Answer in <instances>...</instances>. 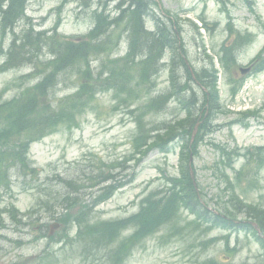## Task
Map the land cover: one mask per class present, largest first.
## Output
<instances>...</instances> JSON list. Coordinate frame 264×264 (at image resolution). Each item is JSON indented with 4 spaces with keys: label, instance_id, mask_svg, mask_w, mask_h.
Segmentation results:
<instances>
[{
    "label": "trees",
    "instance_id": "16d2710c",
    "mask_svg": "<svg viewBox=\"0 0 264 264\" xmlns=\"http://www.w3.org/2000/svg\"><path fill=\"white\" fill-rule=\"evenodd\" d=\"M11 1L16 3L12 6ZM136 1V9L143 15L128 7L121 10L117 17L108 20L101 11H94L93 29L86 36L71 39L57 34L55 28L52 29V34H48L45 31L34 32L31 27L27 31L23 30L21 36L17 37L12 29L23 14L25 0H7L6 9L0 8V33L4 35L6 31H10L13 34L7 59L0 66V73L32 65V73L41 75V80L34 86L25 87L19 95L0 104V186L8 190L11 188V171L22 178L29 177L36 184L38 174L27 157L30 143L59 125L77 126L78 117L90 109L96 96L104 91H114L115 98H119L120 103L127 108L136 103L131 113L134 114L138 133L132 141L134 153L130 159L136 155L138 162L150 149L166 152L167 145L176 137L183 141L179 176L166 178L165 188L143 198L139 211L129 218L106 222L91 220L92 210L120 188L123 185L120 182L102 187L89 204L72 196L71 190L78 193L81 189L82 179L73 181L56 178L62 184L61 188L48 190V193H53L48 197L64 205L65 212L59 216L63 231L67 232L74 226L76 234L73 240L83 246L86 257L102 259L107 264H123L132 247L162 227L178 222L181 212L187 211L195 217L188 222V225L195 227H200L210 218L211 226L228 223L224 217L210 215L203 208L200 194L195 192L190 180L187 165L190 154L196 155V148L201 141V133H198L190 144L195 124H199V132H202L211 116L220 108L216 87L217 70L213 60L209 58L207 66L198 72L194 71L193 78L184 62V52L179 43L181 28L176 26L173 16L166 14L162 20L150 13L147 0ZM143 9L145 12L141 11ZM124 13L130 14L129 20L132 21L129 25V20L125 22L123 19ZM12 15H17L18 18L11 20ZM147 16H151L154 21V31L145 29L143 22ZM195 28L198 31L196 26ZM119 30L127 34L128 51L121 59H110L109 55L117 46ZM43 35H47L46 40ZM238 40L242 43L250 38L249 35L237 37L232 46L222 45L220 49L219 62L227 72L236 66L234 51ZM165 49L171 51V91L152 97L150 94L155 87L154 78L159 73V60ZM44 51L51 55L45 61L42 58L45 56ZM101 54H105L106 59L100 63L99 71L94 75L90 59ZM253 62L258 70L264 69V56L257 55ZM179 69L183 70L182 75L177 73ZM63 77H73L78 88L73 93L54 100L51 97L54 88ZM193 81L201 92L200 97L191 91L189 83ZM235 91L236 88H233L232 93ZM173 96H176L178 107L185 111L186 116L175 123L155 124L147 128L145 117L163 109ZM144 97L147 99L141 104ZM94 168L98 171L92 178L95 185L113 179L107 172L111 165L98 161ZM239 210L240 207L234 209L235 212ZM245 213L264 233V210L249 209ZM12 216L14 217L13 214ZM127 229H131V233L121 237L122 232ZM174 230H178L177 226H174Z\"/></svg>",
    "mask_w": 264,
    "mask_h": 264
},
{
    "label": "rangeland",
    "instance_id": "374dc122",
    "mask_svg": "<svg viewBox=\"0 0 264 264\" xmlns=\"http://www.w3.org/2000/svg\"><path fill=\"white\" fill-rule=\"evenodd\" d=\"M61 0H29L27 15L40 29H49L58 18L55 8ZM256 15L251 14L244 0H225V8L233 20L236 30H247L254 35L253 43L239 55V64L246 66L253 55L264 45V0H253ZM159 7L171 13H178L179 20L197 22L199 17H204L209 23H217V27L211 34H205V48L207 53L214 55L220 44L226 40L225 25L227 16L221 11V5L216 0H160ZM259 18V19H258ZM61 25L59 31L65 35L80 34L91 26L89 18L79 13L74 3H69L60 15ZM185 47L189 53L192 65L198 67L203 64L202 48L194 45L191 37L193 28L185 22ZM7 42V41H6ZM124 49V47H123ZM200 56V57H199ZM198 57L200 59H198ZM202 58V59H201ZM29 67L15 69L0 75V101L15 95L21 85L17 79L30 73ZM244 84L236 99L231 103L227 88L221 79L219 84L222 104L228 107V114L219 115L215 125L228 123L238 116L242 108L259 110L264 103V72L257 76H245ZM29 79L24 81L21 87L31 84ZM9 89L3 92V88ZM70 79L68 84H61L57 90L59 98L64 93L73 90ZM169 86L168 72L162 71L157 78V91L164 92ZM115 106L110 94L99 97L98 106L80 118V126L72 131L61 129L57 133L33 144L30 148V158L34 165L41 170V178H51L55 175L62 177H77L78 170L89 166L94 155L101 156L106 161L121 159L127 155L130 148V140L135 132V124L130 115L124 109L113 111ZM177 111L170 107L167 111L149 119L155 121L172 120ZM211 143L220 144L229 149L255 145H264V111L254 118L249 119L248 128L238 125L231 129L226 127L213 130L207 135L199 147V155L193 158L195 180L199 191L209 209L219 210L223 214L224 209L230 206L232 195L240 196L250 204H258L261 196H264V167L258 169L252 182L255 188L245 193L247 184L251 180L247 169L240 180L238 189L230 190L221 179L215 167L218 156ZM264 158V155H262ZM178 145L172 144V152L162 155L157 151H150L137 167L136 177L121 190L117 191L111 199L99 205L94 212L95 220H114L124 218L137 211L139 199L151 190L162 188L163 177L177 173ZM243 164L239 158L235 164V170ZM76 165L78 169L76 170ZM132 165V164H131ZM130 165V166H131ZM252 168V167H251ZM134 168L125 169L117 174L118 180H128ZM234 183V171H227ZM88 186V184H87ZM18 190L16 189V192ZM93 190H86L84 198L87 199ZM16 206L25 213L35 204L34 193H16ZM8 201L7 196L1 199L0 208ZM34 210L33 212H35ZM32 212V213H33ZM37 212V211H36ZM37 216V215H34ZM244 216H239L242 221ZM35 218V217H34ZM182 226L191 220V217L183 215ZM51 223L47 221V224ZM9 226L8 223H5ZM28 231L27 235H23ZM36 227L22 229V234L7 228L2 232L0 239V264L10 261H19L39 255L44 248V243H32L31 237ZM168 229L153 237L147 238L140 246L135 248L127 258L126 264H197L206 259H216L224 264H264V249L256 243L251 233L234 230H207L205 226L192 228L186 227L179 235L164 238ZM33 233V234H32ZM227 237V238H226ZM23 240L25 245L21 248L16 243L10 244L9 240ZM214 238V241L211 239ZM226 238V239H225ZM228 243L229 248L236 252L228 256L224 248ZM53 253L52 264H87L79 260L75 249L58 245L51 248ZM32 264V263H29ZM88 264H99L93 259Z\"/></svg>",
    "mask_w": 264,
    "mask_h": 264
},
{
    "label": "bare ground",
    "instance_id": "6f19581e",
    "mask_svg": "<svg viewBox=\"0 0 264 264\" xmlns=\"http://www.w3.org/2000/svg\"><path fill=\"white\" fill-rule=\"evenodd\" d=\"M77 1H80V0H75V2H77ZM100 2H101V12L102 13H104V15H106L107 16V19L108 20H111L112 19V17L110 16V14L108 15V13L106 12V10H104V8L107 6V4H108V1L107 0H85V3H87L89 6H96V5H98V4H100ZM16 2H12L11 1V5L12 4H15ZM137 3V1L136 0H131V3H130V1L129 0H123L121 3H118L116 6L117 7H120V8H128V7H131V8H134V9H131V10H133V11H136L137 13H139L140 15H143V14H141L137 9H136V6H135V4ZM13 6V5H12ZM133 6V7H132ZM141 11H143V12H145V10L143 9V10H141ZM23 17H24V15H22L20 18H18L17 17V15H12L11 16V20H16L17 18V20H16V22L14 23V26H13V29H12V31L14 32V31H16L17 29H18V21L20 20V19H23ZM123 19H124V21L126 22V21H128L129 19H130V14H128V13H124L123 14ZM131 21L132 20H129L128 22H127V25H129L130 23H131ZM143 24H145L144 22H143ZM151 25V24H150ZM20 26V25H19ZM145 26V25H144ZM29 27H31L32 29H33V31H35L36 29H37V25H35V24H29ZM30 28H28V29H26V28H24V30L25 31H27V30H29ZM162 29H163V27H162ZM32 31V33L34 34V32ZM43 37L45 38V40L47 39V35H43Z\"/></svg>",
    "mask_w": 264,
    "mask_h": 264
},
{
    "label": "water",
    "instance_id": "95a60500",
    "mask_svg": "<svg viewBox=\"0 0 264 264\" xmlns=\"http://www.w3.org/2000/svg\"><path fill=\"white\" fill-rule=\"evenodd\" d=\"M247 71V70H246ZM243 72V71H242ZM245 72V71H244Z\"/></svg>",
    "mask_w": 264,
    "mask_h": 264
}]
</instances>
